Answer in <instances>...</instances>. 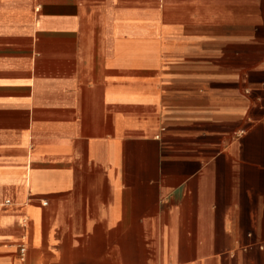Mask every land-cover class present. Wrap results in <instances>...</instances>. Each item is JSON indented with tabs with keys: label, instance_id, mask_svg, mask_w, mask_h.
Listing matches in <instances>:
<instances>
[{
	"label": "crops",
	"instance_id": "crops-1",
	"mask_svg": "<svg viewBox=\"0 0 264 264\" xmlns=\"http://www.w3.org/2000/svg\"><path fill=\"white\" fill-rule=\"evenodd\" d=\"M0 264H264V0H0Z\"/></svg>",
	"mask_w": 264,
	"mask_h": 264
},
{
	"label": "built area",
	"instance_id": "built-area-1",
	"mask_svg": "<svg viewBox=\"0 0 264 264\" xmlns=\"http://www.w3.org/2000/svg\"><path fill=\"white\" fill-rule=\"evenodd\" d=\"M5 204H8L9 201L8 200H5L4 202ZM45 204V203H44ZM24 252H25V247L24 246H20V253H21V257L24 256Z\"/></svg>",
	"mask_w": 264,
	"mask_h": 264
}]
</instances>
